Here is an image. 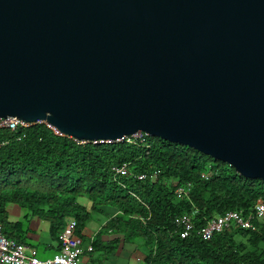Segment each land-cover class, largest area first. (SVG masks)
I'll return each instance as SVG.
<instances>
[{
  "label": "water",
  "instance_id": "95a60500",
  "mask_svg": "<svg viewBox=\"0 0 264 264\" xmlns=\"http://www.w3.org/2000/svg\"><path fill=\"white\" fill-rule=\"evenodd\" d=\"M144 132L264 182V0H0V119Z\"/></svg>",
  "mask_w": 264,
  "mask_h": 264
},
{
  "label": "trees",
  "instance_id": "16d2710c",
  "mask_svg": "<svg viewBox=\"0 0 264 264\" xmlns=\"http://www.w3.org/2000/svg\"><path fill=\"white\" fill-rule=\"evenodd\" d=\"M124 164L127 173L116 175L114 168ZM179 187L187 194L178 197ZM10 204L50 222L57 238L70 220L76 221V238L95 214L112 210L100 237L112 232L137 244L148 264H264V217L253 220V229L234 225L210 240L200 234L216 216L253 213L264 204V182L148 135L136 144L89 143L57 134L42 122L16 131L0 127V225L3 235L15 240L7 231L16 226L8 221ZM183 214L194 223L185 239L176 224Z\"/></svg>",
  "mask_w": 264,
  "mask_h": 264
},
{
  "label": "crops",
  "instance_id": "0c3cea01",
  "mask_svg": "<svg viewBox=\"0 0 264 264\" xmlns=\"http://www.w3.org/2000/svg\"><path fill=\"white\" fill-rule=\"evenodd\" d=\"M7 211L9 223L16 225L7 227V231L13 232L15 240L25 245L29 256L45 260L60 252V243L57 236L52 235L50 222L31 215L27 209L16 204L8 205ZM106 211L104 215L95 214L76 237L84 251L80 264H148L145 253L137 244L127 243L124 237L112 232L100 237L99 232L115 214L112 210ZM116 240H119L118 246L110 251ZM96 241L99 242L94 244Z\"/></svg>",
  "mask_w": 264,
  "mask_h": 264
},
{
  "label": "built area",
  "instance_id": "2783aa9c",
  "mask_svg": "<svg viewBox=\"0 0 264 264\" xmlns=\"http://www.w3.org/2000/svg\"><path fill=\"white\" fill-rule=\"evenodd\" d=\"M29 125L30 124L25 121L17 118L0 119V127L7 128L11 131H16L19 128ZM53 130L55 133L59 134L55 129ZM145 135L147 134L144 132H138L135 135L125 136L122 140L117 142H127L130 144H136V142L142 143ZM127 168L128 164H124L120 168H114L115 174H125L127 173ZM145 177L146 176L143 174L138 178L142 180ZM175 193L178 197H181L187 194V188L179 187ZM263 217L264 204L256 205L253 213L249 216H244L237 211H230L208 221L206 226L201 229L200 234L204 240H210L214 234L221 233L234 225L242 229H253V220ZM176 224L181 227V238H188L194 230L193 218L189 214H183L178 217L176 219ZM76 227V221L70 220L58 235L60 252L52 258L43 260L36 256H29L26 252L25 245L4 236L0 225V264H80V256L84 251L75 238L74 233Z\"/></svg>",
  "mask_w": 264,
  "mask_h": 264
}]
</instances>
